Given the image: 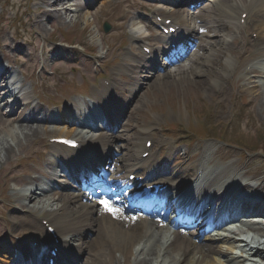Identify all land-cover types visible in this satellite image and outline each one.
I'll use <instances>...</instances> for the list:
<instances>
[{
  "label": "bare ground",
  "instance_id": "obj_1",
  "mask_svg": "<svg viewBox=\"0 0 264 264\" xmlns=\"http://www.w3.org/2000/svg\"><path fill=\"white\" fill-rule=\"evenodd\" d=\"M42 2H44L49 8L47 10L45 9L44 11L45 13H48L47 16L50 15V17L52 16L53 18H57L70 14L69 10L71 9L69 6H67V4H65L64 0H54L51 2L49 0H42ZM54 5L58 6L57 9L53 8ZM75 10H77V8H75ZM76 19H83L84 21H87V15L81 16L80 13L77 12V15H74V23ZM180 19L183 20L182 18ZM222 26H227V24L224 22ZM261 26L264 29V26L259 23L260 28ZM134 28L136 30L140 29L139 26H135ZM134 36L137 37V39L142 37L139 35ZM12 49L16 50V46ZM117 51L118 50H116V52ZM9 55H11V52H7V56ZM115 56L119 57L120 54L116 53ZM119 64L120 67L123 66L122 63ZM132 67H135L134 63L132 64ZM229 69L231 70V67H229L227 64L225 67L222 66L221 68L216 69L211 67L207 71V74H209L208 77H202L201 73H197L195 75L196 77L201 78L203 83L202 88L198 89V93L195 94V96H199V98H197L198 101L201 102V100L204 99L206 103H211L213 102L214 98V101L217 103L222 102L223 105L216 107L213 112H211L210 117H212L214 120L224 121L227 126H229L232 120L241 119L239 115L232 116L227 114L226 104L232 100V96H230V93L227 91L228 87L226 85H222V81L225 75L224 71ZM9 74L10 71L5 69L3 65H0V89L3 90V97L8 96V99L2 98L1 96L0 101H10L8 104L10 108L9 113L3 116L1 114L2 112L0 111V195L2 194L0 196V206L1 208L27 207L25 202L32 201L33 199L34 203L37 204L34 205L35 209L37 210L35 213L32 212V208H26L24 209V213L28 215H20L19 211H16V209L13 208L14 212L6 216L7 221L5 219H0V232L10 231L14 235L23 234L25 232H36L35 236L31 235V238L29 237V239L32 240V244L28 245L30 247L28 250L17 249L18 253L16 257V250L12 251L13 264H25L27 258L24 257L23 260H19V256L24 254L29 255L28 251L35 255L36 258L31 260L32 262L30 264H72L67 262H72L74 260V254L76 253V250L72 248V246L70 247L68 244L71 240H74L72 238L79 236L80 232L84 230V227L93 228L95 232H93L94 236L92 241L84 249L81 247H75L78 248L80 252L85 253L81 261H79L77 264H112L114 262V251H121L119 254L123 259V264H125L128 261V255H125L126 250H124L125 242L131 245L143 241V246H141L143 247V250L146 246L144 243L146 240L144 241V238H147L149 233L148 230L151 226H153L151 223L144 220L139 225L134 224L132 227L130 225L127 226V228H129L124 231L121 230L122 227L118 226L123 222V218L113 216L108 213H103L102 232L99 228L98 219L96 217L91 218V203L88 205L80 204L74 195H70L67 192H58L55 194V196L50 198L49 196L46 197L40 195L37 197L34 195V189L36 190L35 186L38 183V179L35 177L27 176L20 178L25 184L34 185V189L30 188L24 192L14 191L11 195L9 194L13 190V187L11 188V191H8V195L2 189L7 185L8 181L11 182L12 179L16 178V173L18 172L19 167L22 165L20 157L15 158L14 153L15 149L19 150L22 148L21 140L23 139L25 142L32 140L33 150L44 144L46 142L45 134L48 131L43 130L42 127L48 124L51 120H55L50 119V115L52 116V114L54 115L56 113V111L50 109L49 105L45 104L46 106L44 107L43 105L39 104V102H47L49 99H53L54 97L46 98L44 100L40 99L42 98V95L39 91L38 85H33L30 87V90H28V88L25 86L24 80L17 81L16 79H12L9 81ZM41 76L43 80H48L44 74ZM115 79L116 80H114L112 84L114 85L113 88L120 86V90H122V84L118 82L119 79L116 76ZM16 83L18 87L14 86ZM48 88H50L49 85L46 87V89ZM199 93L200 95H198ZM177 96L180 98V95ZM36 98L38 101L34 103ZM248 99L249 109L254 115V122L261 124L257 113L258 111L260 112L261 108L262 110L264 108V92H261L260 94L256 93V95H252L248 97ZM90 105L92 104H88L87 107L89 108ZM211 105L215 106V102L211 103ZM99 107L102 108L101 106ZM62 112H64V109H61L60 112L58 111V115L59 113L62 114ZM196 113L199 114L200 112L196 111ZM4 117L6 118V122L2 121V118ZM145 121L148 123L147 119H145ZM247 124L248 121H243L240 122L239 125L241 129H246ZM53 132L57 133V136L59 137L72 135L70 134L72 133L71 130L64 131L57 129ZM73 135L75 138L80 137L83 139V141L87 139L90 143V137L86 136L82 130L75 133L73 132ZM85 142L87 141L81 142V144H85ZM29 147L30 143L27 145V148ZM202 149L203 150L201 154L197 158L193 159L195 160V163L192 165V167L195 169V174L191 175L190 178L196 187V198L201 199V201L205 200V196L209 191L213 192L214 187L212 184L220 176L228 175L227 179H232L233 177H237L238 172L241 169L248 167L252 162L255 161V159H260L264 162V159H261L259 155H253V159L249 160L248 162L243 161L242 158H237L230 165H227V167H224L221 170H219L216 166L209 169L210 161L212 159L211 145H205L202 147ZM144 150L145 146L141 145L140 143L133 145V143L128 142V145H124L123 149H120V146H116V156H118L117 160L123 164L122 167L124 168L138 169L135 167L131 168V166L134 165H132V162H130V158H136L138 160V167H142L148 174H155L158 171L151 168L149 165H146L145 162L142 161V158L138 157L139 151L144 152ZM67 152L68 150L64 151L62 149L55 151V153H53V159L47 161V167L49 169L58 167L65 171L67 175H71V172H76L77 170H82V168H84L83 164L85 157L88 159L91 158L89 154L83 156L81 151L76 153V159H72L73 156L69 155ZM130 152H132L131 157L129 155ZM184 153H188V151L185 150ZM105 154H101L98 157L103 159ZM230 154L234 155L235 153L231 152ZM226 157L227 156H224L223 158L225 159ZM190 159H192L191 156ZM74 160L75 162L73 163ZM258 174L259 172H257L255 175H252L251 178H259ZM173 175H177V171H174ZM48 179L53 180V177L49 174ZM156 182H161L164 184L168 183L169 190L172 193L171 195L175 194L173 187L170 186V184L173 185L174 183L173 179L168 180L162 178ZM57 184L60 187L59 191L65 189L66 186H68L64 183L60 184V182ZM174 186L176 187L175 184ZM254 187L255 189H264V183L258 182L254 185ZM212 196L216 197V193H214ZM232 197L230 200L229 198L227 199V201L229 200L228 203H230L227 205L234 209H237L238 207V209L242 211L238 212L239 215L240 213L242 214V219L250 218L251 215L248 214L253 213L255 211V207L259 204L264 206V202H258L259 199H256L255 202H253L236 195L235 199ZM256 208H260L259 210L264 213V209L261 207ZM43 219L46 220V224L43 223ZM14 227H18L19 229ZM137 228L139 229L137 233L140 231V234H136ZM50 230L58 235L61 241L57 237L55 238L53 234L49 236L46 235V238L49 240H44L42 243H40L38 241V234H51ZM257 230H259L260 233H264V224L258 227ZM157 232V235L160 239V244L163 245V247L159 250H162L163 253L169 257V259L164 260V258H162V261L159 262H157V260L148 259L151 261V263L148 261H142L138 262V264H165V262L166 264H234L237 262V258L240 259L246 257L251 262L255 261L254 259L256 258L264 261V239L261 240V238L258 236H251L249 239V236L247 234L243 235L244 233L242 231L237 233L239 236L237 240L239 242L234 240L236 234L233 233L231 234L232 236L225 237L224 239L213 238V242H209L205 245H198L192 242L178 240L174 234L164 236L161 229L157 230ZM64 237H67L68 241L64 239ZM240 243L246 248L244 256H233L228 250H224L222 248V245L227 246L228 249L239 248L237 246L240 245ZM58 244L61 245L60 248L58 247ZM147 255H149L148 252ZM161 255L162 254L159 252L156 254L157 257ZM170 255H172V257H170ZM252 256L255 258H252ZM16 258L19 259L17 260ZM43 261L48 262L44 263ZM254 264L258 263L255 262Z\"/></svg>",
  "mask_w": 264,
  "mask_h": 264
},
{
  "label": "rangeland",
  "instance_id": "obj_2",
  "mask_svg": "<svg viewBox=\"0 0 264 264\" xmlns=\"http://www.w3.org/2000/svg\"><path fill=\"white\" fill-rule=\"evenodd\" d=\"M151 1V0H149ZM57 5H54L53 8H57ZM68 6V5H67ZM127 3L121 2V0H102L98 2L97 4H94L90 7L84 8L81 10L80 13L81 16L87 15V21H84L83 19H76L75 23L74 15L71 10L69 15H66L64 17H57L53 18L47 16L48 13H45V9H49L48 6L45 5V3L42 2V0H0V54L2 51L4 52H11V55L13 56L11 59L8 57L0 59L1 62H10L14 65H17L15 67H18L22 69L23 73L31 74L33 73L35 77L37 78L40 73H43L41 69H39V63L36 61H39L38 58L41 60V62L44 63H50L49 57L52 54H56L60 52V47H65L67 43H72L75 46L74 49L67 48L64 49L66 56H72L71 58H67L64 60L58 59V64L51 65V64H45L46 67L45 70H51L53 72L52 77L54 83L52 84V81L49 83H46V85H49L50 88L45 89L47 92L46 94L49 97V92L52 94H57L58 91H68L71 90L73 92H70L71 94L78 95V93H84L88 91L89 84H93L94 80L97 77V74L99 73V69H97L94 75L91 76V79L88 81H84L83 77H81V74L83 73V69H93L96 67L97 61H103L104 66L107 67H116L117 63L116 60H113L112 58L116 55L117 46L121 47V51L125 48L126 42L129 38H124V41L121 43L119 42V32L123 31L127 36L129 33H126L124 31V28L127 27L129 18V14L126 13V16H123L125 11L127 10ZM133 8V7H132ZM131 8V12H132ZM77 15V13H76ZM209 14L204 13V17H207ZM72 20V21H70ZM104 21H109L112 24V28L110 29L109 33L105 34L102 31L101 24ZM86 22V23H85ZM123 24V25H121ZM121 26L120 30H118L117 26ZM102 37V38H101ZM98 40V41H97ZM104 41V42H103ZM230 41V40H229ZM66 43V44H65ZM78 44L83 45V47L78 46ZM130 44V43H128ZM16 46V50L12 49ZM139 47V46H138ZM99 48L101 50H105L108 48V57L107 55L102 57V60L94 58V55L99 54L98 50ZM2 50V51H1ZM71 50H75V52H70ZM112 50V51H111ZM212 52L209 50L208 52L205 51L203 56H211V60L207 59L206 63H209L210 66L215 67L214 59L218 61V68H221L222 66L225 67L226 61L228 64H234L233 57L231 56L232 53L230 50H222V47H219V45H213L211 48ZM110 51L112 53H110ZM217 51V53H216ZM224 51V52H222ZM3 53V52H2ZM109 53L111 55H109ZM115 53V54H114ZM217 55H214V54ZM228 53V54H227ZM90 54V55H89ZM1 56V55H0ZM91 56V57H89ZM107 58V59H106ZM9 59V60H8ZM36 60V61H35ZM40 62V61H39ZM40 62V63H41ZM98 63V62H97ZM209 66V67H210ZM19 69V70H20ZM25 69V71L23 70ZM203 69V68H202ZM226 71V70H225ZM19 71L17 70V73ZM45 75V73H44ZM75 75V76H73ZM209 74L204 73L203 76L208 77ZM228 76V74L226 75ZM41 81V79H39ZM81 80H83L81 82ZM233 80V79H232ZM43 82V81H42ZM180 85H182V89H180V93H183L185 97H187L188 92H191L192 96L194 94V99L199 98V96H195L198 89L202 88V79H199L196 81H189V82H183L180 81ZM153 89L155 87L158 88V95L155 93V100L152 99L149 95L142 96V102L143 100H148L149 102L143 103L144 108L148 110L149 112H146L145 109H143L146 114L153 115L154 117L158 118V122H160V114L157 116L154 114L162 113L164 115L168 114V116H172L175 111L172 110L171 107V101L166 102L167 100L163 101V96L167 93H164L165 89H169V91L177 90L176 83L174 81L170 83H166V80H156L153 83ZM233 84H235V81L233 80ZM190 85V87H188ZM155 86V87H154ZM170 87V88H169ZM235 89V91H233ZM30 90V86L28 88ZM232 91L235 93V95L240 94L241 92L237 90V88L233 87ZM263 92V87L259 90ZM77 92V93H76ZM200 95V93L198 94ZM238 100V96H235ZM245 98L248 99L247 94H243ZM261 98V96H260ZM68 100V99H67ZM66 102V101H65ZM150 102H153L151 105L152 108L150 109L149 105ZM182 103L186 104L185 102H181L179 104V107H182ZM188 103V102H187ZM169 104V105H168ZM195 105V103H192ZM197 104V103H196ZM0 103V109L5 108L1 106ZM191 105V102L189 103ZM233 104L231 103V106ZM157 107H160L157 108ZM229 108V107H227ZM181 109V108H180ZM237 109V108H235ZM164 111V112H162ZM262 113V114H261ZM261 125H254L255 130L252 128L251 133H244L243 135H240L242 142H240L239 147H235L234 149L241 153H246L245 159L248 157H252L253 155H259L261 159L264 157V154L261 153V147L264 149V108L258 111L257 113ZM4 122H6V118H2ZM183 122H186V114L184 113V116H182ZM135 121V122H134ZM137 122V116H133L130 121L127 123L126 127H124L125 132L122 133L123 137H132L137 135L138 130H143L147 127H142L131 123ZM238 129L242 131L239 127ZM123 130V131H124ZM248 133V134H247ZM250 140L251 143H255L257 149L254 150V148L248 147L244 148L243 145H246L247 141ZM23 143V146L19 150H14V153L17 157H24L25 153L27 156L31 155V158L28 161H23V166L19 169L20 173H16V178L12 179L14 182H9L5 187L2 189L5 191L6 194H8V191H11V188L13 187V190L15 188L20 189V183L22 180L21 177H26L25 175L34 176L32 175L34 172L33 170L37 169L40 165L43 169V165L40 164L38 159L36 160L38 154H32L31 151L33 149L27 148L26 146L29 143H25L24 140H21ZM25 144V145H24ZM217 144V143H213ZM241 146V147H240ZM253 149V150H252ZM248 151V152H245ZM256 151L255 154L253 152ZM260 152V153H259ZM50 153L46 154V158H49L48 156ZM14 158V157H13ZM264 159V158H263ZM262 165L258 167L257 165ZM27 164V166H25ZM254 169L250 172L254 171H260L258 175H261V179L264 181V162L260 159L256 160L253 163ZM44 170V169H43ZM3 173V172H2ZM5 173V172H4ZM257 173V172H256ZM13 183L17 184L16 187L13 186ZM18 189V190H19ZM12 192V191H11ZM3 193V192H2ZM50 193V194H49ZM55 193V192H52ZM12 194V193H10ZM48 194L51 195V191H48ZM55 196V194L51 195ZM34 201H30L26 203L27 207H12V208H1L0 206V219L7 216L8 214H12L14 211L11 209L15 208L16 211H19V214L25 215L24 209L32 207L33 213L37 212L35 209ZM37 205V204H36ZM35 209V210H34ZM8 233H2L0 232V242L4 237H7ZM130 249L132 251V246L130 245ZM119 252L113 253L114 262L113 264H121L122 258L119 257ZM119 263H118V262ZM139 261V260H138ZM10 261L6 262L4 260V257L2 254H0V264H9ZM136 262L137 261H133ZM133 262L128 261L127 264H133Z\"/></svg>",
  "mask_w": 264,
  "mask_h": 264
},
{
  "label": "snow or ice",
  "instance_id": "obj_3",
  "mask_svg": "<svg viewBox=\"0 0 264 264\" xmlns=\"http://www.w3.org/2000/svg\"><path fill=\"white\" fill-rule=\"evenodd\" d=\"M106 203V202H105Z\"/></svg>",
  "mask_w": 264,
  "mask_h": 264
}]
</instances>
